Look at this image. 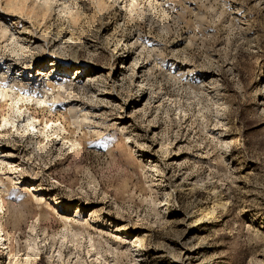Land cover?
<instances>
[{
    "label": "rangeland",
    "instance_id": "374dc122",
    "mask_svg": "<svg viewBox=\"0 0 264 264\" xmlns=\"http://www.w3.org/2000/svg\"><path fill=\"white\" fill-rule=\"evenodd\" d=\"M43 1L0 0V264H264V0Z\"/></svg>",
    "mask_w": 264,
    "mask_h": 264
},
{
    "label": "bare ground",
    "instance_id": "6f19581e",
    "mask_svg": "<svg viewBox=\"0 0 264 264\" xmlns=\"http://www.w3.org/2000/svg\"><path fill=\"white\" fill-rule=\"evenodd\" d=\"M44 1L46 2V1H48V0H44ZM44 1H43V2H44ZM38 2H39V1H38ZM40 2H41V0H40ZM41 4L43 5V3H41ZM48 4H49V3H48ZM133 4H134V3H133ZM41 7H42V6H41ZM1 25H2V24H1ZM3 26H4V25H3ZM5 30H6V29H4V31H5ZM8 31H9V28H8ZM0 34H1V33H0ZM5 34H6V32H5ZM10 34H11V33H9L8 35L10 36ZM11 35L14 36L13 34H11ZM0 37H1V36H0ZM16 38H17V37H16ZM6 39H7V38H6ZM9 39H10V38H9ZM9 39H8V40H9ZM13 40H14V39H13ZM18 40H20V39H18ZM44 43H45V42H44ZM44 43H43V45H44ZM11 44H12V43H11ZM35 44H36V43H35ZM43 45H42V46H43ZM35 46H36V45H35ZM40 47H41V46H40ZM24 48L26 49L25 46H24ZM27 48H28V47H27ZM37 48H38V46L36 47V49L33 48L34 51L37 50ZM48 48H49V47H48ZM20 49H21V48H20ZM22 49H23V48H22ZM22 49H21V50H22ZM29 49H30V48H29ZM23 50H24V49H23ZM27 50H28V49H27ZM38 50H41V48L38 49ZM24 51H25V50H24ZM41 51H42V50H41ZM125 51L127 52V48L125 49ZM28 52H29V51H28ZM30 52H31V51H30ZM32 52H33V51H32ZM3 64H4V63H3ZM10 64H11V63H10ZM24 64H25V63H24ZM6 66H7V65H6ZM53 66H54L53 61H50V62H49V65L47 66L46 69L50 71L51 69H53ZM24 67H25V66H24ZM5 68H6V67H5ZM7 68H8V66H7ZM18 69H19V68H18ZM131 69H132V68H131ZM71 70H73L74 73L71 74V73L69 72V71H71ZM132 70H133V69H132ZM28 71H29V70H28ZM37 71H38V70H37ZM41 71H42V70H41ZM51 71H52V70H51ZM64 71L66 72V74H64V77H65L66 80H65V81L62 80V81H64V83H67V82H68V81H67L68 79H67L66 77H67L68 75H73V74H74L75 76H77V78H79L81 75H83V74L85 73V68H84V67H74V69H72V68H70V69L65 68ZM18 72H19V71H18ZM23 72H24V71H23ZM43 72H44V71H43ZM0 73H1V72H0ZM39 73H40V72H39ZM39 73H38V74H39ZM134 73H135V72H134ZM31 74H32V73H30V75H31ZM47 74H48V73H47ZM7 75H8V74H7ZM7 75H6V76H7ZM23 75H24V74H23ZM0 76H1V75H0ZM31 76H32V75H31ZM39 76H40V75H39ZM62 76H63V75H62ZM17 77H19V76H17ZM37 77H38V76H37ZM58 77H59V76H58ZM8 78H9V77H8ZM45 78L48 79V77H46V76H45ZM56 78H57V77H56ZM4 79H5V78H4ZM16 79H17V78H14V80H16ZM74 79H75V78H74ZM6 80H7V79H6ZM17 80H18V79H17ZM71 80H72V79H71ZM37 81H38V80H37ZM44 81H45V80H44ZM48 81H49V80H47V82H48ZM50 81H51V80H50ZM53 81H54V80H53ZM60 81H61V80H60ZM62 81H61V82H62ZM87 81H88V80H87ZM87 81H86V82H87ZM10 82H11V81H10ZM5 83H6V81H5ZM12 83L14 84V82H12ZM17 83H18V82H17ZM19 83H20V82H19ZM37 83H38V82H37ZM49 83H50V82H49ZM53 83H54V82H53ZM58 83H59V82H57V85H56V86H59V85H60V84L58 85ZM69 83L71 84V82H69ZM34 84H35V83H34ZM38 84H39V83H38ZM40 84H41V83H40ZM42 84H43V83H42ZM44 84H45V82H44ZM44 84H43V85H44ZM46 84H48V83H46ZM62 84H63V82H62ZM67 84H68V83H67ZM70 84H69V86H70ZM76 84H77V83H76ZM82 84H84V83H82ZM85 84H86V83H85ZM1 85H2V84H1ZM23 85H24V84H23ZM25 85H26V84H25ZM43 85H42V86H43ZM64 85H65V84H64ZM72 85H73V84H72ZM88 85H90V84H88ZM35 86H36V85H35ZM35 86L32 87V89H33V90H32L33 94H30V93H29V94H30L29 97L34 98L36 104H38V105H43V107H44V106H47V105H50V101H48V99H49V94H48L49 92H48V91H51V90H48V89H46V88H41V90H44V91L41 92V91L39 90L40 88L38 89V88L35 87ZM44 86H45V85H44ZM47 86H49V85H47ZM65 86H67V85H65ZM75 86H76V85H75ZM78 86H79V85H78ZM78 86H77V88H78ZM86 86H87V85H86ZM86 86L84 85L85 88H86ZM11 87H12V86H11ZM15 87H16V86H15ZM17 87H18V86H17ZM21 87H22V86H21ZM21 87H20V88H21ZM52 87H53V86H52ZM59 87H60V86H59ZM59 87H57V89H58ZM61 87H62V85H61ZM61 87H60V88H61ZM67 87H68V86H67ZM67 87H65V88H67ZM72 87H73V86H72ZM79 87H80V86H79ZM2 88H3V85H2ZM4 88H5V87H4ZM60 88H59V89H60ZM65 88H64V89H65ZM89 88H91V87L89 86ZM9 89H11V88H9ZM16 89H18V88H16ZM21 89H23V88H21ZM53 89H55V88H53ZM59 89H58V90H59ZM67 89H68V88H67ZM75 89H76V87H75ZM14 90H15V89H14ZM26 90H27V88H25V91H26ZM38 90H39V91H38ZM60 90H61V89H60ZM62 90H63V88H62ZM83 90H84V89H83ZM7 91H8L7 89H6V91H2V90H0V99L2 100L1 102H4V103H5V102L7 101L6 99L9 98V99H11V101H12V108H17V110H19V108H20L19 104L23 102V98H24V97L22 96V93H20V97H13V96H14V93H13V96H12V97H10V95H9V97H6V96H7V94H6ZM18 91H19V89H18ZM20 91H22V90H20ZM20 91H19V92H20ZM27 91H28V90H27ZM65 91H67V90H64V92H65ZM71 91H72V90H70V92H71ZM84 91H85V90H84ZM87 91H88V90H87ZM12 92H13V91H12ZM14 92H15V91H14ZM23 92H24V90H23ZM47 92H48V93H47ZM52 92H53V91H52ZM54 92H55V91H54ZM64 92H62V93L65 94V93H67L68 91L65 92V93H64ZM77 92H79V91H77ZM91 92H93V91H91ZM10 93H11V91H10ZM39 93H40V95H39ZM81 93H82V89H81ZM81 93H80V94H81ZM11 94H12V93H11ZM16 94H17V91H16ZM51 94H52V93H51ZM54 94H55V93H54ZM69 94H70V93H69ZM82 94H83V93H82ZM84 94H85V93H84ZM86 94H87V93H86ZM89 94H90V93H89ZM37 95H38V96H37ZM57 95H58V93H57ZM76 95H77V94H76ZM16 96H17V95H16ZM50 96L52 97V95H50ZM60 96H61V95H60ZM64 96H65V95H64ZM81 96H82V95H81ZM54 97L56 98L55 95H54ZM54 97H53V98H54ZM58 97H59V95L57 96V98H58ZM65 97H66V96H65ZM67 97H68V96H67ZM85 97H86V96H85ZM53 98H51V99H53ZM72 98H73V97H71L70 99H72ZM25 99H26V98H25ZM25 99H24V100H25ZM64 99L66 100V98H64ZM26 100H27V99H26ZM26 100H25V102H26ZM53 100H54V99H53ZM8 101H9V100H8ZM58 101H59V100H58ZM71 101H73V100H71ZM25 102H24V103H25ZM31 102H32V101H31ZM61 102H62V101H61ZM4 103H3V104H4ZM7 103H8V102H7ZM24 103H23V104H24ZM26 103H28V102H26ZM62 103H63V102H62ZM62 103H61V104H62ZM142 103H143V100H142V101H141L136 107L142 106ZM28 104H29V103H28ZM53 104H54V103H53ZM63 104H64V103H63ZM20 105H22V104H20ZM5 106H6V105H5ZM22 106H23V105H22ZM25 106H28V105H25ZM29 106H30V104H29ZM55 106H57V104H56ZM72 106H73V105H72ZM8 107H9V106H8ZM10 107H11V106H10ZM39 107H41V106H39ZM76 107H77V106H76ZM23 108H24V106H23ZM41 108H42V107H41ZM44 108H45V107H44ZM9 109H10V108H9ZM68 109H69V108H68ZM76 109H77V108H76ZM15 110H16V109H15ZM17 110H16V111H17ZM72 110H73V108H72ZM74 110H75V109H74ZM24 111H25V110H24ZM69 111H70V110H69ZM81 111H82V110H81ZM51 112H52V111H51ZM74 112H75V111H74ZM76 112H77V111H76ZM78 112H79V111H78ZM79 113H80V112H79ZM17 114H18V113H17ZM22 114H23V113H22ZM75 114H76V113H75ZM19 115H21V114H19ZM31 115H32V114H31ZM17 116H18V115H17ZM79 116H80V115H79ZM8 117H9V114H8ZM8 117H7V118H8ZM10 117H11V116H10ZM18 117H19V116H18ZM30 117H31V116H30ZM72 117H73V116H72ZM72 117H71V119L74 118V117H73V118H72ZM80 117H82V116H80ZM27 118H28V121H25V122H28V126H29V130H28V131H29L30 134L32 135V140L34 139V140L31 142V146H32V149H33L32 151H36V152H37L38 149H36V148H37V147L39 148L38 143L41 142V141H40V142L38 141V140H40L39 137H40L41 135L45 136L46 138L49 137L50 134H49V135L47 134L48 131H46V129H47V128L52 129V123H53V122H52L51 124H49L50 122H49V123L46 122L45 125H44V126H45V127H44V128H45V131H42V130L40 129V127H39V126L41 125V123H39V122H40V121H39L40 119L37 120L35 117H31V119H29V117H27ZM62 118H63V117H62ZM64 118H65V117H64ZM49 119H50V118H49ZM4 120H5V119H4ZM50 120H51V119H50ZM74 120H75L76 122H80V121H81V120H79L77 114H76ZM82 120H83V122H85V123H86V121L89 122V120L86 119V118H84V119L82 118ZM54 121H56V120H54ZM63 121H65V120H63ZM6 122H9V121H8V120H7V121L5 120V123H6ZM25 122H24V123H25ZM58 122H59V120H58ZM81 122H82V121H81ZM88 122H87V123H88ZM22 123H23V121H22ZM24 123H23V124H24ZM73 123H74V122H73ZM6 124H7V123H6ZM6 124H5V125H6ZM12 124H13V123H12ZM25 124H26V123H25ZM53 124H54V123H53ZM56 124H57V123H56ZM58 124H59V123H58ZM78 124H79V123H78ZM88 124H91V123H88ZM88 124H87V125H88ZM15 125H16V124H15ZM54 125H55V124H54ZM60 125H62L61 127L63 128V125H64V124H60ZM73 125H74V124H73ZM83 125H84V124H83ZM85 125H86V124H85ZM12 126H13V125H12ZM57 126H58V125H57ZM88 126H89V125H88ZM124 126H125V124H124ZM26 127H27V125H26ZM85 127H86V126H85ZM89 127H90V126H89ZM129 127H130V126H125V127H123L122 129H128ZM18 128H19V127H18ZM20 128H22V127H20ZM30 128H31V130H30ZM54 128H55V127H54ZM56 128H57V127H56ZM76 128H77V127H76ZM90 128H91V127H90ZM90 128H89V129H90ZM120 128H121V127H120ZM16 129H17V128H16ZM16 129H15V130H16ZM58 129H59V128H58ZM64 129H65V128H64ZM64 129H63V130H64ZM77 129H79V128H77ZM17 130H18V129H17ZM22 130H23V129H22ZM55 130H56V129H55ZM55 130H54V131H55ZM63 130H62V131H63ZM92 130H93V129H92ZM19 131H20V130H19ZM59 131H60V130H57V131H55V132L52 131V132L55 133V134H57ZM25 132L27 133V131H25ZM50 132H51V131H50ZM52 132H51V133H52ZM94 132H95V131H94ZM62 133H63V132H62ZM55 134H54V135H55ZM58 134H60V132H59ZM60 137H61V136L59 135V138H60ZM127 137H128V136H127ZM127 137H126V138H127ZM49 138H50V137H49ZM44 139H45V138H44ZM119 139H120V138H119ZM29 140H30V139H29ZM115 140H116V138H115ZM124 140H125V139H124ZM74 142H75V141H74ZM77 142H78V141H77ZM110 142H111V141H110ZM116 142H117V141H116ZM2 145H3V144H2ZM28 145H30V143H29ZM72 145L74 146V144H72ZM78 145H79V144H78ZM75 146H76V145H75ZM72 148H73V147H72ZM42 149H43V148H42ZM42 149H40L39 151L41 152ZM2 150H3V147L0 145V155H2V152H3ZM43 150H44V149H43ZM39 151H38V152H39ZM33 153H34V152H33ZM124 153H125V152H124ZM38 155H39V154H38ZM167 155H168V160H172V159L175 158L174 153H170V154H167ZM34 156H35V155H34ZM0 158H1V156H0ZM38 158H39V156H38ZM2 159H3V156H2ZM133 160H134V159H133ZM168 160H166V161H168ZM1 162H3V161H1ZM131 162H132V161H131ZM2 165H3V164H2ZM17 165H18V164H17ZM11 167H12V166H11ZM13 167H15V166H13ZM17 167H18V166H17ZM15 168H16V167H15ZM11 170H12V169H11ZM15 170H18V169H15ZM15 170H14V171H15ZM14 174H15V173H14ZM17 177H18V178H17ZM17 177H16V180H18L17 182H19V180H21V178H19V176H17ZM20 177H21V176H20ZM25 179H26V178H25ZM24 181H26V180H24ZM20 183H21V182H20ZM20 183H17V184H20ZM2 184H3V183H2ZM15 184H16V183H15ZM30 189H31V188H30ZM195 244H197V243H195ZM195 244L193 243V245H195ZM193 245H192V246H193ZM0 247H1L2 249H5V248H6V245H5V243L3 242V239L1 238V236H0ZM194 247H195V246H194ZM203 255H204V254H203ZM199 256H200V255H199ZM199 256H198V257H199ZM198 257H197V258H198ZM181 258H182V257H181ZM200 259H201V257H200ZM183 260L188 261V263L190 262V261H189V260H190L189 252H185V253H183ZM183 260H182V261H183ZM194 261H195V260H194ZM202 262H203V261H202ZM189 264H190V263H189ZM193 264H195V263H193ZM196 264H197V263H196ZM198 264H199V262H198Z\"/></svg>",
    "mask_w": 264,
    "mask_h": 264
}]
</instances>
